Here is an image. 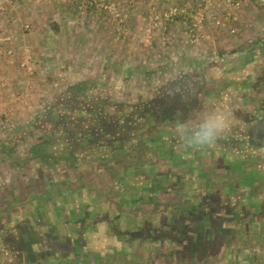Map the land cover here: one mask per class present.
Returning <instances> with one entry per match:
<instances>
[{
	"label": "rangeland",
	"instance_id": "obj_1",
	"mask_svg": "<svg viewBox=\"0 0 264 264\" xmlns=\"http://www.w3.org/2000/svg\"><path fill=\"white\" fill-rule=\"evenodd\" d=\"M45 1L49 0H20L18 2L28 5L34 10L39 9L40 3ZM135 1L127 0L126 4L130 7L134 5ZM80 2L81 0H77L73 5L75 13H92L99 17H105L106 33L110 32L113 36L108 40L113 38L135 42L132 47L136 52H133L132 55L136 54L137 57L134 55L132 59L140 58L138 52L141 50L138 49L150 44L153 38L151 35L136 36L135 39L132 37L131 28L122 14L120 0H118L117 8L123 18L124 33L122 30L120 31L122 29L120 23L111 20L107 14L83 8ZM143 2H145L147 13L152 17L153 6L149 4V0ZM263 2L264 0H247V7L250 9L249 3H253L259 16L249 15L251 20H249L248 25L251 26H243V32L246 31L245 27L248 30L258 29V26L264 28ZM197 5L198 3H192L188 6L157 3L155 7L158 10L169 6L191 10ZM14 6L15 3L9 8V11ZM221 11L218 10V13L224 16L231 10L224 9ZM5 17L6 19H4ZM5 17H2L1 20L7 24H14L12 23L14 21L8 19L7 15ZM236 22L238 21H232L229 17V21H226L225 25L215 27L210 21H205L202 32L208 26L207 28L215 34V37L216 33H223L227 39H233L234 36L232 35L234 34L231 31ZM25 24L28 23H22V31L20 32L24 36L31 30L30 24H28L29 29H24ZM75 24L82 29H87L90 23L77 19ZM154 24L155 22L150 19L147 24L148 32H152L154 29L155 31L159 30L164 42L167 43V32L171 29L178 31L180 29V32L186 33L190 22L177 20L168 26L167 31H163L159 26L155 27ZM260 30L264 33V30ZM2 31L0 29V264H24V262H17L12 254H8L7 248L10 242H6L4 238L7 235L12 237L11 231H17L20 220H25L34 210L38 211L39 206L44 211L49 209L48 202L42 201V204L39 205L41 198H34L35 194L48 191L57 182H59L57 184L59 190L64 189L69 194L72 183L75 184V188L78 187L87 193L92 190L90 187H92L94 178L97 179L96 183H93L94 186H101L100 189L105 187V191H109V195L103 198L102 195L106 193L102 192L100 193L101 197L98 198L99 193L94 192L97 197L95 202H92L93 207L90 208L93 211V216L97 217L96 221H100V224L97 225L100 229L95 230L94 233H89L91 238L92 235L95 236L93 241L96 244L90 249L89 254L92 258L93 252L100 256L97 255V259L88 264H264V217H261V215L264 216V212L257 214L256 219L249 222V225H246L244 221L247 218L245 212L236 213L238 227L231 240L220 237L219 233L224 232L226 228H219L222 222L215 219V227L212 229L214 232H210V235L213 234L211 239L206 240L205 246L202 242L199 245L194 244L195 248L185 244L186 238L190 235L196 236L195 234L201 231L195 232L192 229L193 226L187 225L189 228H184L186 223H177L178 217L183 218L185 216L189 219L195 216L193 218H197L196 213L199 210L205 209L208 214H211L215 211L212 209L214 207L218 209L214 216H223L221 218H224L223 211L227 200L216 195L212 197L200 196L194 191L195 187H201L202 190L206 189L207 192L209 190L219 191L223 188L222 185L228 177L232 184L237 185L236 190H240L239 195H241L242 200V202L240 201L242 205L240 209L247 206L256 213L258 211L257 205L264 203L263 155L256 156V163L253 165H247L243 168L240 165L232 166L229 174H226L225 177L217 178L219 176L217 174L215 175L216 178L214 175H209L212 178L209 181L193 180L191 183L194 186L190 184L189 180L188 182L180 179L179 182L175 181V183L161 179L154 181L152 183L155 184L152 187L153 192H155V186L156 188L157 186H164V189L171 186L168 191H172L174 194L161 197V191H159L154 196L155 206L152 202L148 204L146 202V207L135 208L128 204L125 193L121 192V185L115 184L113 179L117 178L119 175L117 173L121 172L124 175L122 172L129 170V174H133L131 170L135 166L140 167L143 163L150 164L154 161L155 164L159 163L158 167L162 169L163 166L165 168V162L168 160L167 158L162 159L156 151H151L150 145L154 138L153 133L156 130L157 119L148 116L149 113L144 111L147 102H149V96L142 101L136 99V94L123 96L121 92H133L130 83L126 82L137 78L140 81H149L150 83L156 81L158 77L161 79V76L156 74V67H152V63H147V65L141 66L138 74L137 71L132 74L134 69L130 68H126V72H120L119 66H115L118 64V61H115L117 58L113 57L111 64H109L107 54L96 53V56L93 53L100 61L106 59L103 68L100 61H89L94 60L91 54L88 58V54L81 50L80 46L74 51L70 44L68 47L65 46L59 50L56 47L48 50V47V53L45 52L48 55H46L42 50L34 51V47L29 46L30 43L27 41L24 42L23 38L19 40V44L12 45L9 36ZM230 34H232L231 38L229 37ZM260 40V37H248L243 39L242 44L254 45ZM212 42H216V40L213 38V41L211 39L207 44V52L210 55L214 52ZM198 44L199 42L191 45L197 46ZM231 53L233 52L231 51ZM112 55L115 54L112 53ZM215 56L217 53L210 60L217 59ZM116 57H118L117 53ZM106 64L111 65V67L106 66ZM137 65H142V63ZM160 66L167 68V71L164 72L168 73L169 64L163 62ZM160 66L158 67L160 68ZM122 80L125 83H122ZM135 86L133 85V88L135 87L137 90L141 88V84ZM152 88L153 86L150 87V92L154 93ZM210 88L211 84H207L206 90H210ZM257 106H260L258 101H256ZM118 147H123V152L116 149L111 151ZM110 169L114 170V173ZM242 171L250 173L249 178L245 179L246 175L243 177L245 173ZM90 175L95 176L91 178ZM128 181L131 183L130 180ZM134 186L135 183L125 185L126 193L132 191ZM64 190L63 192H66ZM215 191L211 194H214ZM223 192L225 191L223 190L221 195ZM188 193L191 195L190 197L187 196L188 199L185 200ZM234 193L236 192L234 191ZM70 199L71 197L66 198L65 204H69ZM144 199L146 198L144 197ZM157 199L158 202H156ZM184 200L188 201L187 206L183 205ZM232 203L236 204L235 201ZM251 203L254 205L251 206ZM168 207L173 209L168 210ZM47 212L45 211L44 215ZM64 215L61 214L59 219L65 217ZM103 220L106 223L101 222ZM200 221L204 223L203 220ZM185 222L191 224L188 220ZM211 224L212 221L210 220L205 226L210 227ZM21 227L22 225L19 228L21 229ZM134 232H137V237L129 234ZM225 232L230 233L229 230ZM121 234H123L124 239L119 240ZM97 236L100 237L99 241H97ZM192 238L194 239L192 241L197 240L195 237ZM221 241H223L222 245L219 246ZM182 245L185 247L183 248ZM180 250H186L188 253H179ZM80 258L79 255H73L72 260L68 256V261L42 259L38 263L33 262V264L87 263L84 256L83 260L78 261ZM27 263L25 262V264Z\"/></svg>",
	"mask_w": 264,
	"mask_h": 264
},
{
	"label": "crops",
	"instance_id": "obj_2",
	"mask_svg": "<svg viewBox=\"0 0 264 264\" xmlns=\"http://www.w3.org/2000/svg\"><path fill=\"white\" fill-rule=\"evenodd\" d=\"M120 1L123 10L122 14L131 28L132 37L135 39L136 36L151 35L153 38L150 44L140 49L137 48L141 50L138 52L140 53L138 61L135 60L136 58L132 59L134 55L137 57L136 54L132 55L133 52H136L132 47V45H135V42L132 43L129 40L124 41L113 38L108 40L113 36H111L110 32L106 33L105 17H99L92 13H75L73 5L77 0H49L41 2L39 9L34 10L28 5L19 4V2L15 3V6L7 15L10 20L14 21L12 22L14 24H7L0 18V29L9 36L12 45L19 44V40L23 38V41L30 43L29 46L34 47V51L37 52L42 50L43 53H48V50L52 47H56L59 50L65 48V46L68 47L70 44L74 51L80 46L81 50H84L88 54V58L90 57L89 54H91L94 60H89L90 62L100 61L95 57L94 54L96 53L107 54L109 64H111L113 57L117 58L115 61H118V64L115 66H119L120 72H126L125 69L130 68L134 69L132 74L135 71L138 74L141 66L147 65V63H152L151 66L156 67V74H159L161 79L158 77L156 81L151 80V83L149 81H140L138 78L126 82L130 83L129 85L132 86L133 92L127 93L122 91L121 94L123 96L136 94V99L142 101L149 96V102H147V107L144 111L149 113L148 116L157 119L156 130H153L154 138L150 145L151 151H156L158 156L162 157V159L167 158L168 161L165 162L166 166L165 168L163 166L162 169L158 167L159 163L155 164L156 162L154 161V163L150 164L143 163L140 167L135 166L131 170L133 174H129V170L122 172L124 175L121 172L117 173L119 174V178L117 176L113 180L116 182L115 184L121 185V192L125 193L128 204L138 208L139 206L146 207L148 203L152 202L153 206H155L154 196L159 191H161V197L163 195L165 197L167 195L170 196V194L173 195L172 191H168L171 186H168L169 188L167 189H164V186H157V188L155 186V192H153L152 187L155 184L152 183L159 179L170 180L171 183H175V181L179 182L180 179L183 181L189 180L190 184H192L193 180H212L209 175H214L215 177L218 174L217 178L225 177L226 174H229L232 166L240 165L243 168L244 166L255 164L256 156H264V153H262L264 151V33L260 32V29L264 30V28L258 26V29L253 30L252 28V30H248L245 27L246 31L243 32V26H247L249 20H251L249 15L259 16L255 5L249 3V9L247 3H244L234 12L238 22L234 24V29L231 31L234 35H229L230 38L231 35L234 36L233 39H227V36L223 33H216L215 37V34L207 26L202 32L199 44L193 46L188 43L186 33L180 32V29L179 31L171 29L166 33L167 43L164 42L159 30L155 31L154 29V31L148 32L147 24L151 17L146 11L144 0H136L133 3L134 5L130 7L126 4L127 0ZM157 3L163 5L183 4L188 6L192 3H198V0H157ZM252 10L253 12L251 13ZM77 19H81L84 22L89 21L90 24L87 26V29H82L76 25ZM21 22L28 23L31 27L30 32L25 36L24 34H20L22 31ZM248 37H260L261 40L254 45H249L248 43L242 44L243 39ZM213 38L216 42H212L214 52L210 55L207 52V44L209 40L212 39L213 41ZM230 50L233 53H235L234 51L237 53L233 54ZM112 53L115 55H112ZM116 53L118 57H116ZM215 53H217V56H215L217 59L210 60L214 57ZM209 61H212V63H209ZM100 62L104 68L106 59ZM140 62L142 65H137ZM163 62L170 66L168 67V73L164 72L165 70L167 71V68H161L160 66ZM109 64H106V66L111 67ZM112 65L114 64L112 63ZM119 81L121 83V79ZM122 83L125 82L122 80ZM136 84H141V88L137 90L135 88ZM207 84H211L210 90H206ZM133 85L135 86L134 88ZM152 86L151 90L154 93L150 92V87ZM129 99L131 100L132 98ZM256 101H258L260 106L256 107ZM220 109H228L233 113V117L230 120L233 130L230 135L223 137L217 145L209 147L205 151H193L182 148L177 141L169 137V129L177 121L183 120L195 123L200 120L203 114ZM122 148H114L111 151L116 149L123 152ZM110 171L114 173V170L110 169ZM184 172H187V174H184ZM242 173H245L243 174V177L246 175L245 179L250 174L246 171H242ZM94 176L90 175L91 178ZM127 180H130L131 183L128 181V184ZM96 181L97 179L94 178L92 187H90L92 190L87 193L78 187L75 188L74 183H72L70 194L64 189L66 192H63L62 189L59 190V185H57L59 182H57L48 191L35 194L34 198H41L39 205L42 204V201L49 203V209L45 210L48 212L44 215L45 211L40 209L39 206L38 211L34 210L25 220H20L21 222H19L18 226L22 225L21 229L18 227L17 231L12 230L10 234L12 237L7 235L4 238L6 242H10L7 248L8 254H12L17 262H24V264L25 262H28L27 264L38 263L42 259L68 261V256L72 260L73 255L81 256L78 261L83 260L84 256V259L86 258L87 261L86 264L92 260L95 261L99 254L93 252V258L89 254L90 249L96 245L93 241V237L95 236L92 235L91 238L89 233H94L95 230L100 229L97 227L100 221H96L97 217L93 216V211L90 207H93L92 202L94 203L97 197L94 192L99 193L98 198L101 197L100 193L102 192L106 193L102 195L103 198L109 195V191H105L103 184L102 189H100L101 186H94L93 183H96ZM133 183H135L134 189L126 193L125 189L127 188L125 185ZM192 186L194 185L192 184ZM222 186L223 188L219 189V191L209 190V192L206 189L202 190L201 187H195L194 193L200 196L212 197L216 195L227 200V204L224 206V218H221L223 216H214L218 211L217 207L212 208L215 210L213 212L211 209V214H208L205 209L203 211L199 210L196 213L197 218H193L195 216L189 219L185 218V216L183 218L178 217L177 220L180 222L177 221V223H186L184 228H189L187 227L189 225L190 227L193 226L192 229L195 232L201 231L195 234L196 236L190 235V237L186 238L185 244L191 245L194 248V244L196 243L197 245L201 242L203 245L207 244L206 240H210L213 235H210V232H214L212 229L215 227L214 222L216 220L222 222L219 228H226L225 231H230V233L220 231V237L231 240L233 234L237 232L236 229L238 227L236 213L245 212L247 218L244 221L246 225H249V222L256 219L257 214L264 212V203H261L262 205L258 203V211L256 213L251 208H247V206L240 209L242 207L241 195H239L240 190H236L235 187L237 185L232 184L229 177L226 178V182ZM223 190L225 191L223 192L224 197L221 195ZM213 191L215 193L211 194ZM234 191L236 193L233 194ZM190 195L188 193L185 200ZM70 197L69 204H65L66 198ZM44 198L45 200H43ZM185 200L183 205L187 206L189 203ZM232 201H235L236 204H233ZM156 202H158V199ZM253 205L251 203V206ZM171 207L167 209L172 210L173 208ZM184 212L186 213L185 210ZM61 214H65V217L59 219ZM261 217L263 218L264 216L261 215ZM53 218L56 221L52 220ZM185 220H188L191 224H188ZM200 220H203L204 223ZM210 220L212 221L211 226L206 227L205 224H208ZM101 222L106 223L104 220ZM72 231L74 232L72 233ZM136 233L129 234L137 237ZM192 237H196L197 240L192 241L194 240ZM96 238L97 241L100 240V237L97 236ZM199 238H202V241ZM122 239H124L123 234H121L119 240ZM222 242H220L219 246L222 245ZM182 246L183 248L185 247L184 245ZM181 252L185 254L187 251L180 250L179 253Z\"/></svg>",
	"mask_w": 264,
	"mask_h": 264
},
{
	"label": "built area",
	"instance_id": "obj_3",
	"mask_svg": "<svg viewBox=\"0 0 264 264\" xmlns=\"http://www.w3.org/2000/svg\"><path fill=\"white\" fill-rule=\"evenodd\" d=\"M18 1L20 0H0V18L8 15L9 8ZM246 2L247 0H198V5L191 10L176 6H169L158 10L155 7L157 0H149V4L153 6L151 19L155 22V27L159 26L163 31H167L168 26L177 20L182 19L190 22L186 29V39L190 44H197L199 42L205 21H210L215 27L225 25V22L229 21V17H231L232 21H236L237 17L234 12ZM80 4L83 8L107 14L111 20L121 24L122 29L120 31L122 30L124 33L123 18L117 8L118 0H81ZM224 9L231 11L222 16V14L218 13V10L223 11ZM24 29H29V25L25 24Z\"/></svg>",
	"mask_w": 264,
	"mask_h": 264
},
{
	"label": "clouds",
	"instance_id": "obj_4",
	"mask_svg": "<svg viewBox=\"0 0 264 264\" xmlns=\"http://www.w3.org/2000/svg\"><path fill=\"white\" fill-rule=\"evenodd\" d=\"M232 117L230 110L220 109L203 114L195 123L179 120L169 129V137L184 149L205 151L232 133Z\"/></svg>",
	"mask_w": 264,
	"mask_h": 264
},
{
	"label": "trees",
	"instance_id": "obj_5",
	"mask_svg": "<svg viewBox=\"0 0 264 264\" xmlns=\"http://www.w3.org/2000/svg\"><path fill=\"white\" fill-rule=\"evenodd\" d=\"M196 238V237H195ZM199 240H201L202 241V238H199Z\"/></svg>",
	"mask_w": 264,
	"mask_h": 264
}]
</instances>
